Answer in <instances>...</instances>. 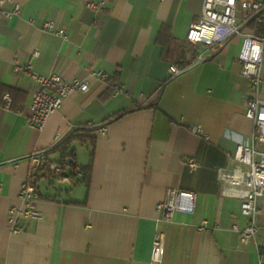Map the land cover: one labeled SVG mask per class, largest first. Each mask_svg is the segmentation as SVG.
I'll use <instances>...</instances> for the list:
<instances>
[{
	"label": "crops",
	"instance_id": "1",
	"mask_svg": "<svg viewBox=\"0 0 264 264\" xmlns=\"http://www.w3.org/2000/svg\"><path fill=\"white\" fill-rule=\"evenodd\" d=\"M99 10L88 9V3ZM203 0H5L0 5V264H151L156 229L164 234L160 264H264V199L256 206L257 235L243 245L232 227L246 218L240 200L222 194L217 170L231 168L237 144H248L253 123L245 117L250 97L240 75V38H230L205 61L201 47L186 40ZM15 7L18 12L13 14ZM3 13H10L6 17ZM46 21L53 29H43ZM168 26L175 46L195 53L192 64L174 77V64L156 43ZM63 30L64 35L56 32ZM38 57L33 58V51ZM31 64L39 75L60 74L87 81L46 120L42 130L28 124L37 84L14 68ZM106 71L107 81L89 77ZM260 98L264 100V59ZM124 93L110 96L112 86ZM12 103L4 107L3 96ZM125 112L114 120V115ZM199 126L204 141L190 131ZM94 139L74 142L77 164L87 167L88 185L74 178L53 179L33 170L31 155L48 153L75 129ZM197 168L189 172L186 161ZM67 169L66 171H68ZM36 176L40 221L9 232L7 212L21 207L23 181ZM168 189L195 193L193 214L175 213L158 222L156 205ZM233 215V217H232ZM205 229L200 230L203 222Z\"/></svg>",
	"mask_w": 264,
	"mask_h": 264
},
{
	"label": "built area",
	"instance_id": "2",
	"mask_svg": "<svg viewBox=\"0 0 264 264\" xmlns=\"http://www.w3.org/2000/svg\"><path fill=\"white\" fill-rule=\"evenodd\" d=\"M5 0H0V5ZM88 9L98 11L99 4L88 3ZM18 12L15 7L13 14ZM1 13V11H0ZM6 17L10 13H3ZM43 29L50 31L53 23L46 21ZM64 35V31L56 32ZM242 40L237 61L240 65V75L247 79L250 97L245 107V117L252 121L253 129L248 144H237L231 158L234 165L231 168H220L217 177L221 182L222 194L240 200V213L246 218V224L239 229L234 224L232 229L238 233L243 245L254 241L257 235L256 206L258 199H264V100L260 98L262 83L261 68L264 59V0H203L200 16L192 23L187 31L186 40L194 47H201L196 62L205 61L211 54L223 48L230 38ZM32 57H38V51H33ZM14 73H27L37 84L36 91L31 96L28 124L38 131L42 130L47 118L57 111L65 98L73 93H85L89 89L87 81L74 78L64 79L58 73L39 75L34 72L32 65L14 68ZM182 72L176 65L169 67V76L174 78ZM89 77L107 81L106 71H91ZM124 93V87L112 86L110 96ZM4 107H11V97L3 96ZM190 131L207 141L208 138L199 126H192ZM33 170H45L50 178L70 182L80 177L79 172L70 174L60 163L49 162L44 154H33L30 157ZM185 166L189 172L197 168L193 158H189ZM39 198L36 176L32 172L21 184L19 199L21 207H11L7 212V227L13 234L25 231L26 223L40 221L41 213L36 209ZM195 207V193L176 189H168L165 199L156 205L159 213L158 222H172L175 213L193 214ZM233 217V215H232ZM206 222L199 227L205 229ZM164 255V234L156 229L152 239L150 263L160 264Z\"/></svg>",
	"mask_w": 264,
	"mask_h": 264
},
{
	"label": "trees",
	"instance_id": "3",
	"mask_svg": "<svg viewBox=\"0 0 264 264\" xmlns=\"http://www.w3.org/2000/svg\"><path fill=\"white\" fill-rule=\"evenodd\" d=\"M156 43L161 46L162 48V58L168 60L174 64L179 65V67L184 70L185 68L189 67L193 60L195 53L187 56V52L185 49L175 46V41L171 36V32L168 26H162L158 36ZM126 114L125 112H120L114 115V120L120 118ZM91 130L86 129L83 130L81 128L75 129L71 132L68 136L64 139L59 141L51 150V153H56L60 156V163L63 169L66 171L69 169V173L73 174L74 172H79L81 177L79 182L81 184L88 185L91 171H92V161H93V150L90 152V161L87 167H81L77 164V157L75 153V149L72 147L74 142H78L81 144H86L90 142L91 144L94 143V139L91 138L89 135H85V133H90ZM44 156L47 157L48 153L42 152ZM67 159H71L73 162L71 165H67Z\"/></svg>",
	"mask_w": 264,
	"mask_h": 264
},
{
	"label": "water",
	"instance_id": "4",
	"mask_svg": "<svg viewBox=\"0 0 264 264\" xmlns=\"http://www.w3.org/2000/svg\"><path fill=\"white\" fill-rule=\"evenodd\" d=\"M72 162H73V161H72L71 159H67V161H66V163H67L68 166L71 165Z\"/></svg>",
	"mask_w": 264,
	"mask_h": 264
}]
</instances>
